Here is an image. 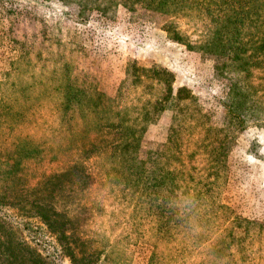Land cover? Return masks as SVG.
Masks as SVG:
<instances>
[{"label":"rangeland","instance_id":"374dc122","mask_svg":"<svg viewBox=\"0 0 264 264\" xmlns=\"http://www.w3.org/2000/svg\"><path fill=\"white\" fill-rule=\"evenodd\" d=\"M186 16L156 0L134 9L117 5L106 15L90 10L85 1L0 0V81L6 82L5 74L8 79L2 84L0 94L4 102L25 108L24 120H31L28 128L44 147L42 154L22 163L17 183L30 195L32 188L47 177L77 162L83 163L86 172L91 174V183L88 189L71 196L70 207L81 217L82 236L88 238L89 248L96 251L95 256L100 254L104 264H145L149 247L150 253H154L152 264H189L199 250L192 247L193 243L184 245L183 240L200 227L188 224L183 232V223L177 220L172 232L167 234L158 227L162 204L156 211L146 212L137 194L119 190L113 173L110 131H102L100 127L89 130L83 140H77L75 147L70 146L69 137L70 149L66 150L69 132L65 130L54 145L45 131L55 125L53 132L58 134L65 117L57 94L48 89L62 85L63 74H67L73 95L85 99L92 96L93 91L101 92L116 109L146 94L142 85L145 79L133 85V78H126L127 70H133L131 65L149 68L156 64L173 73V92L180 87L191 91L196 106L207 117L204 126L208 139H217L226 134L234 122L229 109L235 95L230 90L228 74L221 69L228 55L226 52L207 55L198 51L197 44L203 39L201 26L187 22ZM172 37L186 40L190 47ZM61 44L60 49L65 54L58 51ZM72 115L71 124L77 130L82 129L78 110ZM173 117L170 109L152 116L138 149L140 160H150L157 165L166 162ZM249 120L229 134L234 140L227 154L224 182L219 191L216 189L215 196L240 216L264 223V121L258 125ZM202 129L193 130V140L202 135ZM87 137L96 141L90 151ZM83 142L85 146L81 147ZM188 154L183 153V165L192 171L194 179L186 184L192 193L185 197L193 195L197 188L207 194L204 182L198 178L205 175L199 166V162L202 163L199 154L187 161ZM169 161L171 166L176 164L172 158ZM155 176L159 175L155 173ZM82 192H86L85 198L80 195ZM79 198L81 200L76 201ZM177 200L181 203L171 204L172 215L180 206L179 215L183 206L180 196ZM138 203L141 207L131 218L130 209ZM197 205L194 204L193 211L189 210L188 222L200 216ZM15 213L10 207L1 209L2 215L18 225L21 236L55 264H72L57 239L38 220L17 217ZM146 215L150 217L148 222L143 218ZM237 244L246 248L244 243ZM230 246L237 249L233 243ZM247 255L253 258L250 264H264V259H259L251 248H247Z\"/></svg>","mask_w":264,"mask_h":264},{"label":"trees","instance_id":"16d2710c","mask_svg":"<svg viewBox=\"0 0 264 264\" xmlns=\"http://www.w3.org/2000/svg\"><path fill=\"white\" fill-rule=\"evenodd\" d=\"M77 1H85L90 10L106 15L117 5L134 9L154 0ZM156 1L166 4L176 13L183 12V16L188 12L187 22L201 26L203 39L197 44L198 51L207 55L227 53L228 59L221 69L228 74L230 90L235 95L234 103L229 109L234 122L229 126L228 132L217 139L212 137L210 141L204 126L206 115L196 106V98L191 91L180 87L173 92L174 75L162 66L153 64L146 68L133 64V70H127L126 78L131 76L133 85H138L145 79L146 82L142 85L146 94L116 109L101 92L93 91V95L85 99L73 95L71 81L67 74H63V84L48 89L57 94L61 103L62 115L65 117L61 123L63 128L56 134L53 132L54 125L45 134L57 145L56 139L67 130L69 133L65 148L69 150V137L70 146L75 147L77 140H83L89 130L100 127L102 131H110L114 155L113 173L119 190H131L135 196L137 194V198L145 204L146 212L156 211L158 205L162 204L159 207L163 211L160 212L158 227L163 228L167 234L172 232L177 220L183 223V232L188 224L200 227L183 240L184 245L193 243L192 247L199 250L197 257H192L195 259L191 258L189 264H250L253 258L247 255V248H251L259 259H264V223L240 216L220 203L215 196L216 189L219 191L224 182L227 154L234 140L229 134L249 119L258 125L264 121V0ZM173 39L190 47L184 39ZM60 47L62 44L58 51L65 54ZM4 78L6 82L0 81V88L3 83H7L6 74ZM183 104H187V107L184 108ZM75 109L83 121L82 129L79 130L71 124ZM165 109L174 112V124L168 137L170 150L165 155L169 158L166 162H159V165L150 160H140L138 149L143 132L151 124L152 116ZM24 110L22 105L14 107L4 102L0 94V264H55L21 236L18 225L1 214L3 207L14 209L17 217L38 220L57 239L72 264H104L99 258L100 254L95 256L96 251L89 248L88 238L82 236L84 231L81 229V217L70 207L73 204L71 196L76 191L88 189L91 183V174L86 172L83 163L77 162L64 171L47 177L39 186L32 188L30 195L33 197L19 188L17 175L22 163L42 154L44 148L39 137L28 128L31 120H24ZM197 128H203L202 135L193 140V130ZM87 142L88 151L96 146V141L89 137ZM84 146L83 142L81 147ZM183 153H189L186 155L187 161L199 154V160L202 161L199 166L205 175L198 178L204 182L207 194L197 188L193 195L185 197L192 193L189 192L190 188H186V184L194 176L192 171L184 168ZM170 158L175 161L174 166L170 165ZM155 173L159 176L156 177ZM85 194L86 192L80 193L84 198ZM178 196L181 197L183 206L179 215L180 206L175 208L172 215L171 204L181 203L177 200ZM80 200L81 198L76 199ZM128 200L131 206V199ZM194 204H198L200 216L188 222L189 210H194ZM140 207L139 203L133 205L134 209H130L131 218ZM143 218L146 222L150 219L148 215ZM139 225L140 222L137 221V226ZM231 243L237 249H232ZM237 243H244L246 248L243 249L241 245L239 247ZM148 252L145 264H152L154 253H150V247Z\"/></svg>","mask_w":264,"mask_h":264}]
</instances>
